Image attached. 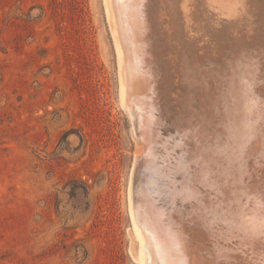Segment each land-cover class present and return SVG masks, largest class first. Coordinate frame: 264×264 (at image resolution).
Segmentation results:
<instances>
[{
    "label": "rangeland",
    "instance_id": "rangeland-1",
    "mask_svg": "<svg viewBox=\"0 0 264 264\" xmlns=\"http://www.w3.org/2000/svg\"><path fill=\"white\" fill-rule=\"evenodd\" d=\"M151 1L152 38L159 57L154 55L159 58L157 69L164 70L155 69L158 85L153 91L159 128L154 141L138 142L121 100L118 56L105 0H0V264H140L129 198L137 155L142 160L135 179L137 198L178 201L189 216L197 213L198 201H215L218 212L223 201H232L231 176L220 172L225 154L214 157L212 148L193 135L197 125L216 134L230 127V116L222 111L226 101L221 89L202 84L206 77L201 68L215 67L219 77L225 73L216 56L197 61L194 68L186 59L189 44L198 35L190 26L191 8L202 5L216 14L222 7L233 12L232 0L199 5L191 0ZM251 14L249 26L240 27V37L223 38L232 41L237 56H244L241 51L255 54L257 69L264 65V8ZM220 140L227 143L226 137ZM197 154L207 156L206 165ZM255 161L258 164V158L251 160L252 167ZM205 167L210 181L202 175ZM160 175L169 185L161 192L156 185ZM251 195L242 191L243 209L255 205L247 199ZM223 221L214 222L215 237L207 242L218 252L224 244L235 246V237L228 235L231 228ZM243 252L248 256L247 248ZM258 253L252 264H264ZM230 262L237 264L232 258Z\"/></svg>",
    "mask_w": 264,
    "mask_h": 264
},
{
    "label": "bare ground",
    "instance_id": "bare-ground-1",
    "mask_svg": "<svg viewBox=\"0 0 264 264\" xmlns=\"http://www.w3.org/2000/svg\"><path fill=\"white\" fill-rule=\"evenodd\" d=\"M169 1L170 0H167V2ZM191 1L193 4L199 5L203 1L206 2L208 0ZM105 2L108 16L112 25L118 56L121 100L132 117L134 125V138H136L138 142H144L145 140L154 141V134H156V130L159 128L158 121H156L158 114L157 112L159 111L156 112L153 100V91L157 84L155 69H157V64H159V56L156 52H154V40L152 38V30L154 29L155 23H153L152 20L154 18L152 17V1L105 0ZM231 3L234 13L231 10H227L223 7V10L219 12L220 14H216V12L214 13L212 11H210V13L202 5H200L199 8H196L195 6V8H191L194 9V11L191 14V20H189L191 22L190 26L191 29L197 32L198 35L195 36L194 39H192V43L189 44L191 52L189 56L187 55L186 59L189 65L194 68V66L197 64V61L200 62L201 59L206 58L207 60L208 56H213V58L217 57L220 60V64H222L220 69L225 73V75L219 77V74L215 72V67H210L204 64L201 68L202 73L206 77H203L205 79H203L202 84L206 83L208 85L215 86V88L218 90L221 89L220 95L223 97L224 102L226 101L222 111L225 115L230 116L229 119L231 121L228 123L230 127L226 130V132L219 131L220 133L216 134V132L214 133L212 130L209 132L208 129L204 127V124L202 127L201 125H197L198 127L194 128L195 130L193 131V135L194 139L204 140L205 147L212 148L210 154H214V157L219 154H225V165H223V167L220 169V172L225 170V172H229L231 176L229 183L233 192L232 196H230V200L232 201H223L224 205L221 207L222 210H220V212H218L219 207L215 201H198L196 207L194 206L197 209V213H193L192 215L190 214L189 216L186 211L180 210L181 207L177 204L178 201H159L160 197L158 201H155L157 198L153 199L149 197V201H144L145 199L143 200L142 196H140L141 199L139 197L137 198L135 179L138 174L139 164H142L140 156L137 155L135 158L136 161L134 168H132L131 184L129 185V198L134 237L139 242L137 259L139 260L138 262H140V264H231L230 258H232L235 263L237 262V264H252V259L257 258L255 252H259L258 255L264 258V164L262 165L263 162H261V159H259L262 158V160H264V65H259L256 69V67L253 65L254 59H256L255 54L249 53L246 55V53L241 51L244 56L239 57L237 54L233 53L236 49L233 47L232 41L229 40L228 42H225L223 38V35L225 34H230L232 37L235 35L240 37L242 34V32L239 31L240 27L245 30L244 26H249V21L247 18H249L252 15L251 13H253V11L257 10L258 8H264V0H232ZM159 4L160 3L158 2V5ZM229 8L231 9V7ZM186 15L187 14H185V17L188 19V16ZM258 19L261 20L259 17ZM178 27H180V25ZM230 28L232 30L229 33L228 30H230ZM208 31H212L214 34H211L208 37L206 34ZM180 34L183 35L184 33ZM159 36L157 35V37ZM207 41L219 45L218 48L212 47V44L210 45V43L206 45ZM160 45L162 44L160 43ZM158 47L156 49H158ZM221 47H225L224 53H221ZM154 53L158 56V59L155 58L156 55H154ZM155 60L158 63L155 62ZM170 61H172V59ZM229 69L233 70L231 73L226 74L225 71ZM158 82L162 83V81ZM175 86H177V84ZM160 100H162V96ZM243 100L247 101L244 105L240 103ZM159 104L161 106L162 102ZM174 105H176V103ZM194 105L192 104V106ZM172 106L173 105L170 107ZM160 108L162 107H159V109ZM183 111L184 109L182 110V113ZM185 115H187V112ZM158 116L160 117V115ZM163 117L165 116H162L161 118ZM159 121H161L160 118ZM162 122H160V124ZM166 123L167 122L164 123V126ZM190 135H192V133ZM220 137H226L227 143H222V140L219 142ZM214 139H217L218 142H212ZM149 144L148 147H146L148 151L147 153L151 152ZM212 144H214V146ZM185 152L186 151H184V153ZM144 155H146V153H144ZM197 155L199 156V154ZM255 158H258V164L255 161V164L252 167L251 160L253 161ZM152 160L155 161V159ZM200 160L205 162V165L208 162L206 155L201 156ZM249 160L250 163L248 162ZM149 161L151 160L149 159ZM157 166L159 165L157 164ZM155 168L157 170V167ZM159 168L160 170L165 169V167L160 166ZM201 172L203 173L202 175L205 180H211L210 172L207 171L206 167L205 169H201ZM161 175L164 179L166 178L165 172L161 173ZM161 175L157 180V183L155 182L156 180H154L156 185L158 184L157 186L160 189V191L158 190L159 192H161V190L164 191L169 187L165 180L164 181L166 185L163 184L164 182ZM151 185H154V183ZM242 191H244V193L248 191L252 194L251 196H247V199L253 201L255 205L243 209L242 205L244 201L240 199ZM140 194H142V192H140ZM151 196L153 195L151 194ZM219 219L224 220L223 222H227V225L230 226L231 229H229L228 235H230L229 237H235V246H232V244H224L225 246L223 245L222 249L218 252V249L216 248L214 251V245L209 246L207 242L214 239L215 235L211 236V234H214V232L217 231L214 222ZM218 232L220 233V228ZM219 236L221 238L223 237V234L220 233ZM246 248L249 250L248 256L245 255L246 252H243ZM221 258H223V261H221Z\"/></svg>",
    "mask_w": 264,
    "mask_h": 264
}]
</instances>
